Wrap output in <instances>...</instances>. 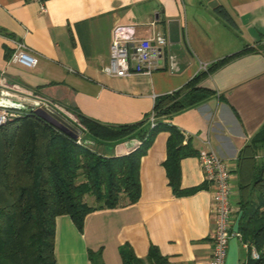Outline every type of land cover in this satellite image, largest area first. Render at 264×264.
Instances as JSON below:
<instances>
[{
    "label": "crops",
    "instance_id": "0c3cea01",
    "mask_svg": "<svg viewBox=\"0 0 264 264\" xmlns=\"http://www.w3.org/2000/svg\"><path fill=\"white\" fill-rule=\"evenodd\" d=\"M170 19L178 20V41H167L160 67L149 74L102 72L115 24H133L137 37L150 38L166 35ZM0 32V83L48 101L75 123L77 113L106 124L136 122L151 111L154 97L181 87L202 66L255 46L200 81L213 96L169 120L182 143L188 139L195 149L179 160V186L202 188L172 192L162 166L168 135L162 130L139 159L135 202L89 212L80 232L67 215L54 221L55 264H90L87 249H99L102 264H122L118 250L125 245L138 258L153 245L163 264H206L211 186L198 154L212 150L229 169L230 229L236 230V154L264 122V0H0ZM13 40L25 44L34 66L5 59ZM138 142H118L112 153H126ZM246 251L230 236L223 264L240 263Z\"/></svg>",
    "mask_w": 264,
    "mask_h": 264
},
{
    "label": "trees",
    "instance_id": "16d2710c",
    "mask_svg": "<svg viewBox=\"0 0 264 264\" xmlns=\"http://www.w3.org/2000/svg\"><path fill=\"white\" fill-rule=\"evenodd\" d=\"M251 50L255 46L221 57L181 87L154 97L151 111L136 122L106 124L77 113L75 123L58 114L75 137L31 111L1 124L0 264H55L56 216L67 215L80 232L89 212L135 202L139 159L159 131L168 132L162 166L172 192L182 195L202 188L179 186V160L194 155L195 149L188 139L182 143L183 134L169 120L213 96L200 81ZM132 138L139 141L132 150L112 153L115 144ZM98 145L102 150L94 148ZM234 172L236 231L247 248L244 262L238 264H264V122L237 151ZM250 248L256 258L250 257ZM118 252L122 264L164 263L153 245L144 258L135 257L126 245ZM86 257L90 264H102L99 249H87Z\"/></svg>",
    "mask_w": 264,
    "mask_h": 264
},
{
    "label": "built area",
    "instance_id": "2783aa9c",
    "mask_svg": "<svg viewBox=\"0 0 264 264\" xmlns=\"http://www.w3.org/2000/svg\"><path fill=\"white\" fill-rule=\"evenodd\" d=\"M43 10V6L40 7ZM133 24H115L111 28L108 43L107 62L102 66V72L107 75L124 76L131 73L149 74L161 66L163 48L167 38L160 32H154L150 38H140L135 34ZM12 51L7 59L10 63H18L32 67L36 58L28 53V48L19 40L12 41ZM202 68H205L202 66ZM0 90H7L37 102V107L54 114H61L48 101L23 94L7 88L0 83ZM26 110H14L0 106V125L8 119ZM149 121L151 123L152 117ZM78 142V141H77ZM198 162L204 182L211 186L210 191V253L206 264H223L227 240L230 236L239 239L236 230L230 229V171L222 159L212 150L198 154ZM245 247L246 245L242 243ZM249 255L256 258V252L250 248Z\"/></svg>",
    "mask_w": 264,
    "mask_h": 264
},
{
    "label": "water",
    "instance_id": "95a60500",
    "mask_svg": "<svg viewBox=\"0 0 264 264\" xmlns=\"http://www.w3.org/2000/svg\"><path fill=\"white\" fill-rule=\"evenodd\" d=\"M166 37L168 42H177L178 41V20L170 19L166 21ZM37 102L30 99L18 95L13 92H9L7 90H0V106L14 109V110H26L27 112L31 111L46 121L50 122L54 126L64 130L65 132L71 134L68 129L64 126L63 121L56 115L51 114L42 108L37 107ZM71 136L75 137L71 134Z\"/></svg>",
    "mask_w": 264,
    "mask_h": 264
},
{
    "label": "rangeland",
    "instance_id": "374dc122",
    "mask_svg": "<svg viewBox=\"0 0 264 264\" xmlns=\"http://www.w3.org/2000/svg\"><path fill=\"white\" fill-rule=\"evenodd\" d=\"M162 34L165 35V33H162ZM165 36H166V35H165ZM166 44H167V43H166ZM68 120H69V119H68ZM94 148H95V147H94ZM87 201L90 202L89 199H87ZM243 254L245 255L244 251H242V255H243ZM242 259H245V258H244V257H243V258L241 257V262H244V260H242Z\"/></svg>",
    "mask_w": 264,
    "mask_h": 264
}]
</instances>
